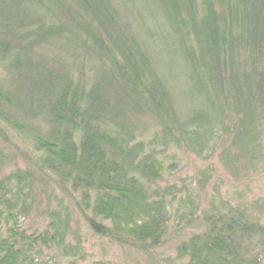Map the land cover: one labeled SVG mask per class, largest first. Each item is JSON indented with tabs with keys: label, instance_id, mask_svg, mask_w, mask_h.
Listing matches in <instances>:
<instances>
[{
	"label": "trees",
	"instance_id": "trees-1",
	"mask_svg": "<svg viewBox=\"0 0 264 264\" xmlns=\"http://www.w3.org/2000/svg\"><path fill=\"white\" fill-rule=\"evenodd\" d=\"M217 1L221 12L215 14L213 0H203L205 13L199 27L194 0H167L165 6V17L187 14L191 31L205 41L199 59L201 75L215 91L229 65L232 80L241 79L233 92L222 93L219 88L214 98L206 96L214 120L207 113H196L188 135L187 124H180L153 59L131 40L127 28L113 35V16L106 0H0V63L10 73L12 86L10 92H0V99L14 102L48 125L46 141L36 140L41 155L33 163L35 171L64 191L79 193L75 209L93 235L119 246L151 251L163 245L175 216L176 228L182 222L202 225L201 231L176 246L180 264H263L264 194L248 198L242 193L234 205L219 201L200 218L198 201L189 195L192 183L156 187L170 171L163 158L171 143L203 155L202 159L222 148L225 166L244 162L254 175L264 170L260 167L264 163V0ZM242 4L250 10L238 18ZM226 19L240 25L245 20V33L235 39L234 25ZM67 21L80 37L66 45L73 46L80 59L95 62L87 79L82 63L63 71L55 58L46 61L38 55L37 48L47 40L69 36ZM243 42L242 54L233 50ZM213 56L216 62H224L225 70L219 64L220 70H212L209 60ZM105 57L112 66L99 76ZM240 57L245 58V65H234ZM204 91L205 87H198V93ZM230 107L234 108L232 117L226 112ZM145 111L158 120L163 118L159 130L147 140L128 118ZM227 121L230 124L225 125ZM224 136H232L230 145L222 140ZM4 156L0 150V167ZM213 172L210 165L204 169L201 186ZM35 174L28 171L0 181V226L11 223L7 235L0 236V264H49L43 259L50 251L57 256L51 259L53 264L65 258L72 259L70 264L83 262L86 256L78 236L72 245L66 235L68 213L63 218L53 213L41 231L27 233L22 228L20 222L30 211V181ZM175 205H184L187 211L180 213Z\"/></svg>",
	"mask_w": 264,
	"mask_h": 264
},
{
	"label": "rangeland",
	"instance_id": "rangeland-1",
	"mask_svg": "<svg viewBox=\"0 0 264 264\" xmlns=\"http://www.w3.org/2000/svg\"><path fill=\"white\" fill-rule=\"evenodd\" d=\"M106 1L109 3L113 16L111 29L113 35H116L119 29L123 32L122 29L127 28L131 40L145 50L151 60L153 59L154 69L168 90L180 124H187V135L191 133L189 129L193 125L190 124V121L197 116L195 115L196 113H207L209 114L208 118L214 120V117H211L214 112L210 110L206 96L211 95L214 98L215 95H218L219 88L222 93L227 90L233 92L234 85H238L241 79L232 80V65H229L227 72L223 73L222 82L220 81L217 91L211 87V83L208 80L203 79L204 77L201 73L204 70L199 59H201L200 53L206 43L199 34L191 31L190 28L193 25L188 21V15L183 12L177 17L173 14L169 16L170 18L165 17L167 0ZM217 2V0H213V11H215V14L221 12ZM194 4L195 12H197L195 25L199 27L205 13L203 0H194ZM249 10L250 7L248 5L242 4L238 10V18L248 13ZM223 17L225 18L224 15ZM234 19H232L233 21L226 19L225 22L227 21V23L234 25V37L236 39L238 35L245 33L243 31L245 20L240 25L239 22L238 24L237 22L234 23ZM67 23L69 36L63 34V36L47 40L37 48L38 55L46 61L55 58V60L63 64L64 69L63 67L61 69L63 71H68L70 66L82 63L85 67V79H87L95 62H90L93 60L91 58L80 59L79 53H75L74 47L66 45L67 41L76 40L80 37L71 22L67 21ZM244 47H246L245 42L242 43V46L236 44L233 50L238 49L242 54ZM112 53L116 55L115 52L112 51ZM116 58L118 57L116 56ZM74 61L77 63L74 64ZM209 61H211L213 71L220 70V68H217L218 64L220 65L219 67H222L221 69L225 70L226 65L225 67L222 66L224 62H216L215 56ZM244 62L245 58L242 57L241 59L240 57L239 61L234 63V65L244 66ZM102 64L104 67L99 71V76L108 67L112 66L106 57L102 60ZM233 68L237 70L236 67L233 66ZM72 70L76 72L75 69L72 68ZM96 76L92 74L91 78L96 79ZM199 86L205 87L206 91L201 94L198 93ZM11 90L10 73L6 70L4 64L0 63V92H10ZM233 110L234 108L230 107L226 112L232 117L234 115ZM128 118L131 119L130 122L133 125L137 126L141 131L142 137L146 140L159 130V120L160 123L161 119L163 122L162 117L158 120L147 112L143 115L140 112L136 116H128ZM224 123H226L225 125L230 124L228 121ZM196 128L198 129L199 127ZM47 129L48 125L41 119L30 116L23 108H17L12 101L8 102L0 99V150L5 155V160L0 167V181L18 173L21 174L28 171L36 173L35 180L30 181L33 190L32 202L28 215L20 222L22 228L26 229L27 233L41 231L46 228L53 213L60 215L62 218L66 216L65 213H68L66 217L70 227V231L66 234L69 237L68 241L73 245L76 243L75 237L78 236L86 256V260L83 262L78 261L75 264H180L182 261H179L176 257V246L180 241L201 231L202 225H196V227L194 225L186 226L182 222L176 228L177 218L175 216L171 217L163 245L159 248L151 249V251H139L119 246L105 238L93 235L75 209V201L79 200V193H70L66 189L64 191L63 188L53 183L51 179H44L35 171L33 163L41 155V152L38 151L36 140L43 139L46 141L45 133ZM235 134L234 132L233 135L238 136ZM222 140L228 146L232 142V136H230V139L224 136ZM221 149L218 148L209 159H202L200 157L203 155L199 157L190 149L184 150L183 148H178L175 143H171L163 158L165 168H169L170 171L164 174L163 179L157 183L156 187L162 189L167 185L176 184L181 186L183 182L192 183L191 188H189V195L191 198L195 197L198 201L200 209L197 213L198 216L197 214L195 216L200 218L204 212L211 210L212 204L218 206L219 201L234 205L238 203L242 193L249 196L248 198L264 194V170L263 173L254 175V170L248 169L243 164L244 162L234 167H227L220 158ZM209 165L214 168V172L211 174L209 181L201 186L199 178ZM263 165L264 163L260 164V167H264ZM174 209L180 213L187 211L184 205L179 207L175 205ZM9 223H1L0 236L7 235L6 228ZM45 254L47 256L44 257L43 262L53 264L55 260L51 261V259L57 258L55 253L50 251V253ZM71 262V258L61 260V264H70Z\"/></svg>",
	"mask_w": 264,
	"mask_h": 264
}]
</instances>
